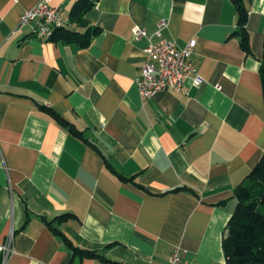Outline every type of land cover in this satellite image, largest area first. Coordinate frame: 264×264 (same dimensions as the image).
Masks as SVG:
<instances>
[{"label":"crops","instance_id":"0c3cea01","mask_svg":"<svg viewBox=\"0 0 264 264\" xmlns=\"http://www.w3.org/2000/svg\"><path fill=\"white\" fill-rule=\"evenodd\" d=\"M39 1L0 0V242L13 236L0 264H71L43 219L65 213L54 226L75 246L120 264H169L176 248L190 264H226L234 190L264 151V0H244L252 55L232 36V0H99L85 18L100 32L85 48L19 28ZM77 1L51 3L63 27L84 32L69 19ZM160 28L178 47L196 39L203 82L143 100L136 79Z\"/></svg>","mask_w":264,"mask_h":264},{"label":"trees","instance_id":"16d2710c","mask_svg":"<svg viewBox=\"0 0 264 264\" xmlns=\"http://www.w3.org/2000/svg\"><path fill=\"white\" fill-rule=\"evenodd\" d=\"M98 1L78 0L70 12V23L86 28L84 32L74 30L66 25L56 29L49 40L72 43L81 48L88 47L92 38L100 32V28L90 26L85 15ZM232 2L237 13V27L232 36L238 37L240 47L246 55H252L250 35L247 30L249 15L245 2L244 0H232ZM259 73L264 94V51ZM39 108L43 113L66 128L72 135L84 139L82 131L78 130L73 123L57 110L44 105H39ZM85 141L102 156L108 169L117 174L122 180H132V178H126L119 174L107 157L101 154L98 147L87 140ZM234 196L237 199V206L228 221L222 241L226 264H264V151L259 162L251 170L245 181L234 190ZM73 217V214L65 213L52 220L43 218L52 232L61 237L70 249L72 253L71 264H82L85 258L96 259L107 264H120L106 258L97 250L75 246L62 231L54 226L56 221L63 222Z\"/></svg>","mask_w":264,"mask_h":264},{"label":"built area","instance_id":"2783aa9c","mask_svg":"<svg viewBox=\"0 0 264 264\" xmlns=\"http://www.w3.org/2000/svg\"><path fill=\"white\" fill-rule=\"evenodd\" d=\"M62 10L54 6L51 0H40L32 9L25 11L20 18L19 28L30 26L32 33L42 39V31L46 30L51 18H60ZM145 30L134 29L136 38L145 35ZM155 35L158 41L150 43L145 49V61L141 66V75L136 79L140 97L150 99L166 90L183 92L185 81L192 79L194 86L202 84L203 79L192 60L196 39H191L185 46L178 47L174 41L163 37L161 28ZM12 233L3 243L0 242V252L7 256L12 250ZM169 264H190L179 248L170 257Z\"/></svg>","mask_w":264,"mask_h":264},{"label":"bare ground","instance_id":"6f19581e","mask_svg":"<svg viewBox=\"0 0 264 264\" xmlns=\"http://www.w3.org/2000/svg\"><path fill=\"white\" fill-rule=\"evenodd\" d=\"M64 25L62 16L60 18H51L47 22L46 30L42 31V38L49 39L54 35L56 29Z\"/></svg>","mask_w":264,"mask_h":264}]
</instances>
